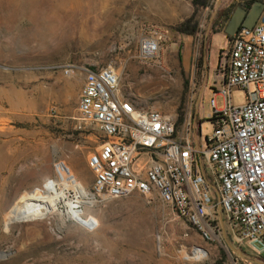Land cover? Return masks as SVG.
Returning a JSON list of instances; mask_svg holds the SVG:
<instances>
[{
	"label": "rangeland",
	"instance_id": "obj_1",
	"mask_svg": "<svg viewBox=\"0 0 264 264\" xmlns=\"http://www.w3.org/2000/svg\"><path fill=\"white\" fill-rule=\"evenodd\" d=\"M240 3L209 0L197 8V40L184 45L173 28L194 12L188 0H0V264L261 262L243 249L249 259L237 257L220 234L203 242L153 196L91 197L86 158L99 133L77 119L83 74H62L67 66L111 64L120 92L132 94L139 110H156L176 124L181 119L178 126L190 122L198 98L193 124L195 132L199 125L201 145L211 134L210 98L216 110L223 108L213 88L220 82L219 52L227 43L223 34L210 32L222 31ZM223 8L227 15L220 24L217 14ZM146 24L165 31L167 40L155 59L141 65L136 46ZM205 33H210L206 70L197 75L192 61L199 46L204 48ZM179 52L187 56L183 65ZM229 98L232 107L244 104L243 90H233ZM53 189L70 206H52ZM48 191L49 202L41 198ZM38 204L44 206L40 217L19 215L23 206L32 212Z\"/></svg>",
	"mask_w": 264,
	"mask_h": 264
},
{
	"label": "built area",
	"instance_id": "obj_2",
	"mask_svg": "<svg viewBox=\"0 0 264 264\" xmlns=\"http://www.w3.org/2000/svg\"><path fill=\"white\" fill-rule=\"evenodd\" d=\"M166 40L165 31L140 26L137 61L155 59ZM219 60L213 96L222 97L223 108L216 110L210 98L211 134L201 145L192 118L178 126L156 110L130 108L111 64L67 66L62 74H83L77 119L99 133L86 158L91 197L153 196L203 242L220 234L232 248L264 263V11L250 29L235 31ZM236 89L243 90L244 104L232 107L229 96Z\"/></svg>",
	"mask_w": 264,
	"mask_h": 264
},
{
	"label": "trees",
	"instance_id": "obj_3",
	"mask_svg": "<svg viewBox=\"0 0 264 264\" xmlns=\"http://www.w3.org/2000/svg\"><path fill=\"white\" fill-rule=\"evenodd\" d=\"M191 4V6L194 9V12H192V14L184 19L183 21H181L179 24H177L173 30L175 32V34L179 37H191L194 39V42H196L197 40V34H198V23L195 19V10L197 8H205L208 5V1L209 0H188ZM255 1H259V0H241V3L239 5V7H243L244 9H249V7L251 6L252 3H254ZM212 34L217 33L216 31H212ZM209 34L206 35V39L204 41V48H202L201 46H199L198 49V53L199 55H196L192 61V67L194 69V71H196V74L199 75L201 74V72H205L206 68H204V63L202 58L205 57L206 52H207V46H208V39H209ZM201 44V43H200ZM221 53V52H219ZM202 55V57H201ZM178 60H180V52L178 53ZM181 119L178 120L176 125H179L181 123ZM262 263V262H260ZM264 264V263H262Z\"/></svg>",
	"mask_w": 264,
	"mask_h": 264
},
{
	"label": "water",
	"instance_id": "obj_4",
	"mask_svg": "<svg viewBox=\"0 0 264 264\" xmlns=\"http://www.w3.org/2000/svg\"><path fill=\"white\" fill-rule=\"evenodd\" d=\"M264 5L260 2H254L248 10H244L240 7H236L233 11V13L230 15L229 19L226 22V25L223 29V34L226 37H231L235 31L238 28H246L250 29L253 24L255 23L256 19L260 15V13L263 11ZM205 66L204 58L202 59ZM200 96V92L198 94V97ZM198 102V98H197ZM227 248L232 251L233 254H235L237 257L242 259H249L247 255H245L240 249H233L231 246L226 244ZM252 262L255 264H262L260 262H257L252 259Z\"/></svg>",
	"mask_w": 264,
	"mask_h": 264
},
{
	"label": "bare ground",
	"instance_id": "obj_5",
	"mask_svg": "<svg viewBox=\"0 0 264 264\" xmlns=\"http://www.w3.org/2000/svg\"><path fill=\"white\" fill-rule=\"evenodd\" d=\"M125 100H126V102L129 104V107L130 108H134L136 111H144V110H139L138 108H137V104H136V98H134V96L132 95V94H130V93H125ZM13 179V178H12ZM4 182V181H3ZM52 192L53 193H55V191H54V189L52 190ZM52 194V193H51ZM49 195H50V192L48 191V192H45V193H43L42 195H41V198L42 199H44V200H47L48 201V199H49ZM39 196V195H38ZM55 198H56V200L52 203L53 205L52 206H54L55 205V203H57V202H59V203H63V204H65V205H67V206H70V203L69 202H65L64 201V196H58L56 193H55ZM49 201H50V199H49ZM48 201V202H49ZM8 202V201H7ZM44 202V201H43ZM45 204V203H44ZM23 205V204H22ZM70 208V207H69ZM44 209V206L42 205V204H38V207H36V210H34V211H28L29 210V208L28 207H25V206H23L21 209H20V211H19V215L20 216H23V217H25L26 219H29V220H32V219H36V218H38V217H40L41 216V210H43ZM17 211V210H16ZM0 215H1V213H0ZM198 252H201V251H199V250H197ZM196 253V252H195ZM203 254V253H202Z\"/></svg>",
	"mask_w": 264,
	"mask_h": 264
},
{
	"label": "crops",
	"instance_id": "obj_6",
	"mask_svg": "<svg viewBox=\"0 0 264 264\" xmlns=\"http://www.w3.org/2000/svg\"><path fill=\"white\" fill-rule=\"evenodd\" d=\"M264 5V4H263ZM263 11H264V8H263ZM226 12H227V10H226ZM226 12H224V13H222V15L221 16H219L218 17V19H217V23H220L221 24V21H222V19H223V17H225L227 14H226ZM228 18V17H227ZM226 22H227V19H226V21L224 22V23H222V31H223V29H224V27H225V25H226ZM214 23V22H213ZM212 23V24H213ZM208 26H209V24L207 25V27H206V29H208ZM222 31H220V32H217L218 34L219 33H221V34H223V32ZM212 34V33H211ZM204 36H206V33H205V35ZM205 38V37H204ZM223 38H224V40L226 41V43H227V45H228V42H229V38L230 37H226V36H224V34H223ZM182 40H183V42H184V45H187V44H190L191 42L194 44V39L193 38H191V37H182ZM186 58H187V56H186ZM186 58L185 57H183V54H180V62H181V64L183 65L184 63H186L187 61H186ZM204 58V61H205V57H203ZM202 58V59H203ZM186 61V62H185ZM198 97V96H197ZM196 105H197V98L194 100V102H193V105H192V109L193 110H195V108H196ZM192 110V119H193V111Z\"/></svg>",
	"mask_w": 264,
	"mask_h": 264
},
{
	"label": "flooded vegetation",
	"instance_id": "obj_7",
	"mask_svg": "<svg viewBox=\"0 0 264 264\" xmlns=\"http://www.w3.org/2000/svg\"><path fill=\"white\" fill-rule=\"evenodd\" d=\"M256 2V1H255ZM257 2H260V1H257ZM261 3V2H260ZM253 4V3H252ZM251 4V5H252ZM240 8H242V9H244L243 7H240ZM225 8H223V10H220V12H218V16H221L222 15V13H224V12H226V10H224ZM235 9V8H234ZM234 9L231 11V13H230V15L233 13V11H234ZM244 10H246V9H244ZM248 10V9H247ZM227 14V13H226ZM230 15L228 16V18H227V20L229 19V17H230Z\"/></svg>",
	"mask_w": 264,
	"mask_h": 264
}]
</instances>
